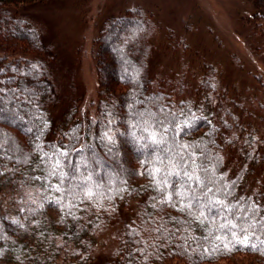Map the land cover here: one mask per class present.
Listing matches in <instances>:
<instances>
[{"label":"trees","instance_id":"1","mask_svg":"<svg viewBox=\"0 0 264 264\" xmlns=\"http://www.w3.org/2000/svg\"><path fill=\"white\" fill-rule=\"evenodd\" d=\"M49 1L0 0V264H264V229L251 230L245 247L244 234L209 235L208 222L181 210L178 197L165 201L167 192L148 174L150 163H141L151 161L155 146L139 140V130L132 127L145 109L166 119L163 107L167 119L175 118L172 135L179 129L175 140L195 146L197 164L208 177L214 172L216 187L232 185L225 203L245 211L255 205L258 211L251 215L259 223L264 218V119L258 127L251 113L235 117L228 104L243 107L245 100L231 95L228 86L216 94L219 80L209 65L193 77L188 95L184 76H153L148 39L155 28L136 9L102 22L94 44L97 99L93 111L89 106L78 113L83 94L75 70L60 90L55 72L62 58L53 57L57 52L47 41L49 28L24 10ZM246 2L264 39V0ZM6 21L11 26H4ZM119 32L131 45L128 58L113 45ZM111 50L115 53L106 61ZM129 59L136 60L134 66ZM165 85L170 89L161 88ZM110 145L107 161L99 147ZM63 151L68 152L61 158L64 171L74 173L83 158L93 172L99 187L91 197L87 189L74 188V181L60 185L58 176H49L50 163L42 153L54 161L53 154ZM115 164L117 172L111 169ZM80 170L85 172L83 165ZM109 230L111 243L99 255L96 240Z\"/></svg>","mask_w":264,"mask_h":264},{"label":"rangeland","instance_id":"2","mask_svg":"<svg viewBox=\"0 0 264 264\" xmlns=\"http://www.w3.org/2000/svg\"><path fill=\"white\" fill-rule=\"evenodd\" d=\"M246 1L53 0L26 6L24 10L45 21L49 28L46 38L57 52L53 57L62 58L55 72V84L60 90L66 85L71 71L75 70L80 83L79 93L83 94L78 113L82 107L89 106L93 111L92 105L97 99L94 44L102 22L110 16L136 9L149 17L155 28L148 39L153 46L148 56L153 76L172 79L184 76V94L188 95L194 83L193 77L201 75L205 65H209L215 69L219 80V86L214 88L216 94H223L228 86L231 95L245 100L243 107H237L230 101L228 107L231 112L239 118L251 113L253 123L259 127L261 119H264V39L255 28L254 9ZM3 23L0 21V29ZM10 23L6 21L4 26ZM20 26L27 27L25 24ZM125 41L119 32L113 45L128 58L131 45ZM113 53V50L106 53V61ZM3 55L4 50L0 46V57ZM128 62L134 66L136 60L129 59ZM161 88L170 89L166 85ZM113 146L99 147V153L107 161ZM93 165L97 167V162L94 161ZM111 169L117 172L118 166L111 165ZM111 233L109 230L98 236L96 246L99 255L106 253Z\"/></svg>","mask_w":264,"mask_h":264},{"label":"snow or ice","instance_id":"3","mask_svg":"<svg viewBox=\"0 0 264 264\" xmlns=\"http://www.w3.org/2000/svg\"><path fill=\"white\" fill-rule=\"evenodd\" d=\"M0 91H3V89H0ZM160 112L164 113L166 119H158L156 113L145 109L143 112L136 114L137 119L132 124L133 129H138L140 132L139 140H147L155 146V155L151 161L141 162L142 166L145 163H150L151 167L148 169V174L154 181L155 186L161 191L167 192L166 202L173 203V197H178L181 210L188 209L190 214L199 219L201 223L207 221L210 225L209 235L213 231L224 234L225 230L231 233L233 237L244 234V246L248 247L250 231L257 227L264 229V218L257 223L255 216L251 215L254 211H258L253 204L247 205V211H245L244 207L239 204L225 203L229 194L227 189L231 188L232 185L216 187L217 181L214 172L213 176L208 177V170L201 164H197L198 157L192 151L195 146L181 145L175 140V136L179 135V129H177L175 135H172V124L175 118L167 119L168 114L163 107L160 108ZM182 123L186 124L187 121ZM145 133L147 135H144ZM132 134L136 136L135 131ZM104 135L109 142L112 141V137L107 132ZM162 145H166V147H161ZM36 149L41 150V146L36 145ZM77 151L82 152L83 149ZM53 155L55 156L54 161L53 156L42 153V159L47 157L50 163L49 176H58L60 185H63L65 180L70 179L75 182L73 184L74 188L87 189V195L91 197L93 189L99 187V185L93 181V172L88 170L83 158L76 165L75 172L70 173L63 170L61 159L66 157L68 152L63 151ZM81 165L84 166L85 172H81ZM201 171L205 173V176L200 175ZM172 177L178 179V185L174 184ZM60 185L57 186V190H60ZM169 188H172L173 191H168ZM237 208L240 211L234 212V209ZM214 209L216 210L215 213H213ZM217 217H219V220ZM219 238L217 236V239ZM251 247L255 249V245Z\"/></svg>","mask_w":264,"mask_h":264}]
</instances>
